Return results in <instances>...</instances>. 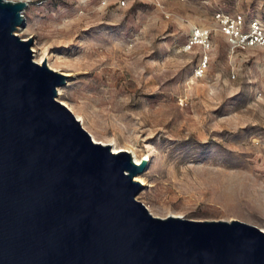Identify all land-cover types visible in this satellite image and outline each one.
Instances as JSON below:
<instances>
[{
	"label": "rangeland",
	"instance_id": "obj_1",
	"mask_svg": "<svg viewBox=\"0 0 264 264\" xmlns=\"http://www.w3.org/2000/svg\"><path fill=\"white\" fill-rule=\"evenodd\" d=\"M25 1L17 33L70 76L58 98L150 155L137 198L154 215L264 228V45L234 47L216 18L264 26V0Z\"/></svg>",
	"mask_w": 264,
	"mask_h": 264
},
{
	"label": "water",
	"instance_id": "obj_2",
	"mask_svg": "<svg viewBox=\"0 0 264 264\" xmlns=\"http://www.w3.org/2000/svg\"><path fill=\"white\" fill-rule=\"evenodd\" d=\"M25 0H0V264H264V229L154 215L149 158L96 141L34 59Z\"/></svg>",
	"mask_w": 264,
	"mask_h": 264
},
{
	"label": "built area",
	"instance_id": "obj_3",
	"mask_svg": "<svg viewBox=\"0 0 264 264\" xmlns=\"http://www.w3.org/2000/svg\"><path fill=\"white\" fill-rule=\"evenodd\" d=\"M216 18L223 33L234 47L264 45V26L260 20H252L247 29L246 21L242 14L232 15L218 11ZM196 35L202 39V42H205L209 38L210 30L197 28Z\"/></svg>",
	"mask_w": 264,
	"mask_h": 264
},
{
	"label": "bare ground",
	"instance_id": "obj_4",
	"mask_svg": "<svg viewBox=\"0 0 264 264\" xmlns=\"http://www.w3.org/2000/svg\"><path fill=\"white\" fill-rule=\"evenodd\" d=\"M22 28H23V26H20V27L17 29L18 33L22 30ZM26 39H28V38H26ZM33 52H35V54H34V57H36L35 60L38 61L39 63H43L44 59H45V61H47L45 55H41V56L37 57V54H38L37 52H38V51H37L36 48H33ZM49 66L52 67V68H54V69H56V70H59L58 68L54 67L51 63H49ZM59 71H60V70H59ZM59 95H63V87H61V86H59V88H58V96H59ZM59 98H60V96H59ZM60 100H61L62 102H64V103H65V104H66L71 110H73V107L71 106L70 103H68V102H66V101H64V100H62V99H60ZM78 118L81 120L82 124L85 125V121H84V119H83L82 117H79V116H78ZM93 137H94V139H95L96 141H99V142H102V143L106 144V142H104V141L97 140L96 137H95L94 135H93ZM111 145H112L114 151L129 150V151L133 154V156H134L136 162H138V163H140L144 157H147V158H149V160H150V155H149V154H144L143 156H138V155L136 154V152H134V151L131 150V149H128V148H126V147H120V146H117L115 143H113V144H111ZM136 178H137L138 180H140V181L143 182L142 175H137ZM263 229H264V228H263Z\"/></svg>",
	"mask_w": 264,
	"mask_h": 264
}]
</instances>
